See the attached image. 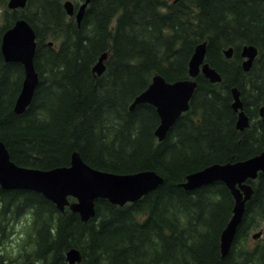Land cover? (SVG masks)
<instances>
[{
  "label": "trees",
  "instance_id": "trees-1",
  "mask_svg": "<svg viewBox=\"0 0 264 264\" xmlns=\"http://www.w3.org/2000/svg\"><path fill=\"white\" fill-rule=\"evenodd\" d=\"M7 2L0 0V140L12 160L45 169L69 165L78 151L95 168L152 169L164 182L123 205L98 198L87 221L39 191L0 184V264H68L73 246L82 251L79 264H264V172L248 179L254 193L226 256L220 241L233 211L231 190L222 180L180 185L189 172L264 148V0H90L80 26L65 0H28L15 9ZM18 18L39 39V83L21 113L14 106L24 66L6 60L1 48ZM201 41L222 80L200 73L189 110L159 140L156 107L130 104L157 72L170 81L188 77ZM249 44L259 52L246 70L241 52ZM104 51L106 69L98 74L93 65ZM234 86L252 118L244 129L236 127ZM256 229L263 234L253 239Z\"/></svg>",
  "mask_w": 264,
  "mask_h": 264
},
{
  "label": "water",
  "instance_id": "water-1",
  "mask_svg": "<svg viewBox=\"0 0 264 264\" xmlns=\"http://www.w3.org/2000/svg\"><path fill=\"white\" fill-rule=\"evenodd\" d=\"M90 0H84L75 13L78 22L81 21ZM27 0H9L11 8L25 6ZM64 6L69 14L75 12L73 0H66ZM36 36L34 27L26 18L17 19L2 35L1 48L8 61L21 62L24 66V79L21 90L16 98L14 110L24 112L32 102L39 83V73L35 66ZM52 43V42H50ZM207 42H199L189 60V75L197 76L200 72L211 81H220L221 74L206 61ZM234 47L225 49L227 56H232ZM242 55L245 59L242 65L250 69L258 53L254 44L244 45ZM108 52H103L93 69L101 74L105 69V58ZM197 85V79L180 78L174 81L156 73L146 89L136 95L130 107L137 103L149 102L156 106L160 122L155 134L164 139L176 119L190 107V99ZM234 96L233 108L238 111L236 125L244 129L249 125V115L244 109L239 90L232 89ZM264 106L261 107L263 114ZM259 172H264V149L250 157L236 161L214 162L202 169L187 174L180 185L194 189L202 184L222 180L234 196L233 213L221 232V252L226 256L232 246L237 229L243 220L247 201L254 193V187L248 178H255ZM164 182V177L152 169L135 172H114L95 168L87 163L80 152L73 151L69 165H59L52 168H36L23 166L11 159L6 144L0 140V184L3 188H27L39 191L50 198L64 210L69 206L78 212L81 219L89 220L96 213V200L108 198L111 202L123 205L141 198L150 190ZM73 197L74 199H72ZM262 231L253 233L258 238ZM82 251L71 247L66 251L69 264L82 260Z\"/></svg>",
  "mask_w": 264,
  "mask_h": 264
},
{
  "label": "rangeland",
  "instance_id": "rangeland-1",
  "mask_svg": "<svg viewBox=\"0 0 264 264\" xmlns=\"http://www.w3.org/2000/svg\"><path fill=\"white\" fill-rule=\"evenodd\" d=\"M26 226V219L20 220L19 222L16 223V228L18 229L19 232L23 231V228ZM260 230V229H256L255 231ZM253 239H255L253 236H251ZM19 240V236L16 233V235L14 236V239H12L10 241V239L7 242V245H9L10 247H16V244Z\"/></svg>",
  "mask_w": 264,
  "mask_h": 264
},
{
  "label": "flooded vegetation",
  "instance_id": "flooded-vegetation-1",
  "mask_svg": "<svg viewBox=\"0 0 264 264\" xmlns=\"http://www.w3.org/2000/svg\"><path fill=\"white\" fill-rule=\"evenodd\" d=\"M73 2H74V5H75V12L73 13V16H75V18H76V20H77V17H76V12L78 11V9H79V7H80V5H81V3L77 6V4L75 3V0H73ZM26 5V4H25ZM89 5V4H88ZM88 5H87V7H88ZM87 7H86V9H87ZM17 8V7H16ZM86 9H85V12H86ZM85 12H84V15H85ZM84 15H83V17H84ZM83 17H82V19H83ZM82 19H81V21L80 22H78V20H77V24L80 26L81 25V22H82ZM36 31V30H35ZM37 33V32H36ZM36 42H37V44H38V34H37V36H36ZM104 52H106V51H104ZM101 56V55H100ZM99 56V57H100ZM262 107V106H261ZM263 115H264V113H263ZM250 117V116H249ZM238 118V117H237ZM250 119H252L251 117H250ZM237 121V120H236Z\"/></svg>",
  "mask_w": 264,
  "mask_h": 264
}]
</instances>
